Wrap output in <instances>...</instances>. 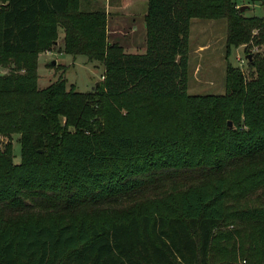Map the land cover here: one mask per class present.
<instances>
[{
    "label": "trees",
    "instance_id": "trees-1",
    "mask_svg": "<svg viewBox=\"0 0 264 264\" xmlns=\"http://www.w3.org/2000/svg\"><path fill=\"white\" fill-rule=\"evenodd\" d=\"M80 3L0 0V264H211L238 240L264 264V58L253 78L229 63L225 95L188 93L193 18L228 22L227 57L264 39V18L234 0H148L146 50L130 54ZM59 28L61 52L104 66L93 92L64 75L39 87Z\"/></svg>",
    "mask_w": 264,
    "mask_h": 264
},
{
    "label": "rangeland",
    "instance_id": "rangeland-1",
    "mask_svg": "<svg viewBox=\"0 0 264 264\" xmlns=\"http://www.w3.org/2000/svg\"><path fill=\"white\" fill-rule=\"evenodd\" d=\"M236 8L249 7L244 15L248 18H264V0H234ZM228 33V22L226 20H204L193 18L190 26L189 36V69H188V93L193 96H222L226 94V68L230 63L239 68L247 78L256 77L254 70H250L249 62L242 63L248 55L264 58V39L260 37V30H254L248 43L238 48H232L230 56L227 57L226 40ZM64 30L59 28L57 50L55 56H39V87L41 89L49 87L64 75L69 87L75 86L76 90L82 93L93 92L97 84L103 80L104 66L99 62L88 61L84 56L73 57L67 53L60 54L59 49L64 46ZM134 36H142V33H135ZM133 40V37H129ZM111 41V36L109 37ZM263 40V41H260ZM259 42V43H258ZM55 59L59 63L53 65ZM9 73L8 69L0 68V74ZM251 74V76H250ZM241 122L243 120L241 119ZM234 125L232 123L233 128ZM244 128V127H242ZM19 135L12 137L14 163L19 164L21 160V146ZM4 144L9 143L8 139L3 140ZM233 226L225 228L226 231H234ZM258 234V232H257ZM259 236V235H258ZM263 239V234L259 236ZM230 242L226 249L218 252L214 250L211 255V264H245L243 250L249 247L247 242L240 240ZM251 244V242H250ZM242 245V248H241ZM223 246V245H222ZM242 251V252H240ZM236 253L235 260L231 255ZM264 257V250H263Z\"/></svg>",
    "mask_w": 264,
    "mask_h": 264
},
{
    "label": "crops",
    "instance_id": "crops-1",
    "mask_svg": "<svg viewBox=\"0 0 264 264\" xmlns=\"http://www.w3.org/2000/svg\"><path fill=\"white\" fill-rule=\"evenodd\" d=\"M80 5L82 9L88 11H106L107 30L112 43L122 46L126 53L145 52V17L148 12V0H81ZM137 32L142 33V36H134ZM129 37H133V40ZM56 51L54 49L42 55L55 56ZM59 53L63 54L61 51ZM53 62H56L53 64L56 65L59 60L55 59Z\"/></svg>",
    "mask_w": 264,
    "mask_h": 264
},
{
    "label": "water",
    "instance_id": "water-1",
    "mask_svg": "<svg viewBox=\"0 0 264 264\" xmlns=\"http://www.w3.org/2000/svg\"><path fill=\"white\" fill-rule=\"evenodd\" d=\"M249 9V7H241V9H240V11H241V13H245L246 12V10H248ZM253 55H248L247 57H246V59L249 61V62H251L252 61V59H253ZM56 62H53V64H55ZM228 126L231 128L232 127V122H229L228 123Z\"/></svg>",
    "mask_w": 264,
    "mask_h": 264
},
{
    "label": "built area",
    "instance_id": "built-area-1",
    "mask_svg": "<svg viewBox=\"0 0 264 264\" xmlns=\"http://www.w3.org/2000/svg\"><path fill=\"white\" fill-rule=\"evenodd\" d=\"M246 60H247V59H245V60L240 59V61H241L242 63L246 62Z\"/></svg>",
    "mask_w": 264,
    "mask_h": 264
}]
</instances>
